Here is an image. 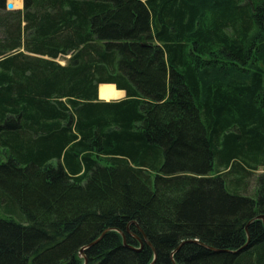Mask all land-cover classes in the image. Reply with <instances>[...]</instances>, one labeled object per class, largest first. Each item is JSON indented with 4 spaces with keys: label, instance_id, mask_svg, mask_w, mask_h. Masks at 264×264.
I'll return each instance as SVG.
<instances>
[{
    "label": "trees",
    "instance_id": "1",
    "mask_svg": "<svg viewBox=\"0 0 264 264\" xmlns=\"http://www.w3.org/2000/svg\"><path fill=\"white\" fill-rule=\"evenodd\" d=\"M0 212V264H264V0H0Z\"/></svg>",
    "mask_w": 264,
    "mask_h": 264
},
{
    "label": "water",
    "instance_id": "2",
    "mask_svg": "<svg viewBox=\"0 0 264 264\" xmlns=\"http://www.w3.org/2000/svg\"><path fill=\"white\" fill-rule=\"evenodd\" d=\"M9 8H13V3L12 2H10L9 3ZM257 219H263L264 220V215H258L257 217H256ZM108 230H105L104 232H103V234L98 238V239H96V240H94V241H92V242H90L88 245H86V246H84V247H82L81 248V251H80V254H81V256L82 257H85V264H87V262H88V260H87V257H86V255H85V250L88 248V247H91V246H93L95 243H97L104 235H105V233L107 232ZM121 234L123 235V239H124V244L126 245V246H129L130 248H133V249H135V250H137V251H139V250H141L142 249V247L144 246V242L141 240L140 242V247H135V246H132V245H130V244H128V242H127V239H126V236H125V234L123 233V232H121ZM146 238V237H145ZM146 241H147V243L148 244H150L151 245V242L146 238ZM248 242H249V240H248ZM247 242V243H248ZM183 243H185V242H182V244ZM181 244V245H182ZM247 245V244H246ZM153 264V263H152Z\"/></svg>",
    "mask_w": 264,
    "mask_h": 264
},
{
    "label": "rangeland",
    "instance_id": "3",
    "mask_svg": "<svg viewBox=\"0 0 264 264\" xmlns=\"http://www.w3.org/2000/svg\"><path fill=\"white\" fill-rule=\"evenodd\" d=\"M23 3V2H22ZM22 6H23V4H22ZM22 6L20 7V8H22ZM61 63H65V59L64 58H60V59H58ZM255 187V179L253 178L252 180H251V189H253ZM8 215L7 214H5V213H2V212H0V217H7Z\"/></svg>",
    "mask_w": 264,
    "mask_h": 264
}]
</instances>
